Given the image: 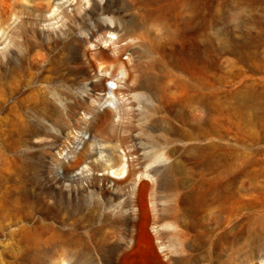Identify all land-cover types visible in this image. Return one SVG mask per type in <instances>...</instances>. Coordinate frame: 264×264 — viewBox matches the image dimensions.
I'll list each match as a JSON object with an SVG mask.
<instances>
[{
  "label": "bare ground",
  "instance_id": "obj_1",
  "mask_svg": "<svg viewBox=\"0 0 264 264\" xmlns=\"http://www.w3.org/2000/svg\"><path fill=\"white\" fill-rule=\"evenodd\" d=\"M55 1L37 0L34 7L42 9ZM127 1L135 14L130 22L120 23L114 16L99 19L92 33L87 31L78 41L94 43L91 60L98 61L103 77L116 86L115 78L126 75L129 66L121 54L131 49L129 56H136L134 71L160 100L157 105L147 102L144 118L172 136L163 137L171 146L153 141L151 154L143 156L144 167L130 166L113 147L97 167L102 182L115 178L114 183L121 185L118 199L99 197L92 190L82 193L80 186L72 197L71 188L52 203L59 224H31L28 242L36 255L48 247L60 251L69 264H123L120 260L137 256L163 264H264V179H260L264 168H250L251 159L240 155L239 147L221 141L233 127L238 133L255 125L264 141V92L243 82L235 91L225 89L228 70L215 59L227 49L239 62L254 64L262 42L227 44L218 34L211 35L209 0ZM17 5L16 0H0V38L12 26ZM109 6L90 10L105 13ZM29 41L27 37L25 43ZM41 58L28 47L17 54L18 61L7 67L0 64V93L4 78L12 92H19L21 74ZM105 89L113 93L110 86ZM31 92L15 104L31 97L39 104L54 103L53 97L37 99ZM156 112L161 115L155 116ZM13 113L25 115L20 109ZM240 138L245 141L246 136ZM152 164L156 165L151 168ZM157 173L162 177L155 184L146 180ZM97 180L93 176L90 183ZM126 186L127 194L119 195ZM162 198L159 204L157 199ZM13 206L23 207L18 200ZM142 238L148 239L146 250L139 248Z\"/></svg>",
  "mask_w": 264,
  "mask_h": 264
},
{
  "label": "rangeland",
  "instance_id": "obj_2",
  "mask_svg": "<svg viewBox=\"0 0 264 264\" xmlns=\"http://www.w3.org/2000/svg\"><path fill=\"white\" fill-rule=\"evenodd\" d=\"M16 1L17 16L0 38V64L7 67L11 61H18L17 54L28 47L42 58L31 70L21 74L19 92L10 90L7 78L2 80L0 264H69L60 251L54 253L48 247L36 255L28 242L27 228L35 222L59 224L52 212V203L58 196H67L71 188L72 197L80 186L82 193L92 190L99 197L117 200L116 192L121 185L114 183L115 178L102 182L98 164L105 162L114 147V153L121 154L127 164L144 167L143 156L151 154L153 141H159L164 147L171 146L163 137L172 136L144 118L147 102L157 105L160 100L134 71L136 56H129L131 49L121 54L129 66L126 75L115 78L119 83L116 86L103 77L98 61L91 60L94 43L78 41L87 31L92 33L94 22L99 19L114 16L120 23L130 22L135 14L127 0H56L42 9L34 7L37 0ZM209 2L211 35L218 34L227 44L234 40L262 42L254 64L239 62L227 49L215 54L217 62L228 70L222 86L235 91L241 84L250 83L264 92V0ZM107 3L110 6L105 13L90 10L92 6ZM27 37L30 41L25 43ZM91 39L96 40L93 36ZM95 83L99 84L94 86ZM106 86H110L113 93L107 91ZM31 91L37 99L53 97L54 103L39 104L31 97L24 104H15ZM109 101L114 104H105ZM14 109L24 111L25 115L15 116ZM258 127L255 125L238 133L233 127L221 141L239 147L240 155L251 159L250 168L261 170L264 168V141L259 138L262 133ZM243 134L245 141L240 138ZM93 176L98 177L95 185L90 183ZM159 177L162 174L157 173L146 180L155 184ZM102 186L110 191H102ZM127 189L126 186L119 195H126ZM15 200L22 204L21 209L13 206ZM157 201L161 204L164 198ZM141 241L139 248L146 250L148 239ZM28 260L42 261L31 263ZM120 261L123 264H163L161 260L158 263L140 260L139 256Z\"/></svg>",
  "mask_w": 264,
  "mask_h": 264
}]
</instances>
